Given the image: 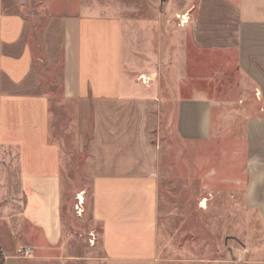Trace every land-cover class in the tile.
I'll use <instances>...</instances> for the list:
<instances>
[{"label": "crops", "instance_id": "obj_1", "mask_svg": "<svg viewBox=\"0 0 264 264\" xmlns=\"http://www.w3.org/2000/svg\"><path fill=\"white\" fill-rule=\"evenodd\" d=\"M222 1L236 19V66L253 90L242 142L244 203L264 228V0ZM25 7L0 0V143L18 154L25 231L23 239L0 236L3 264H158L161 133L165 124L184 143H208L212 101L180 98L170 115L160 87L151 84L157 74L134 73L128 63L123 20L91 6L50 11L42 55L53 69L60 65L62 98L78 104L85 133L91 119L84 169L92 178L91 220L101 226L98 257L71 255L62 193L67 147L63 138L51 139L50 92L25 16L35 10ZM89 234L94 246L95 231ZM28 246L32 254L21 255Z\"/></svg>", "mask_w": 264, "mask_h": 264}, {"label": "rangeland", "instance_id": "obj_2", "mask_svg": "<svg viewBox=\"0 0 264 264\" xmlns=\"http://www.w3.org/2000/svg\"><path fill=\"white\" fill-rule=\"evenodd\" d=\"M21 1L26 13L35 10L25 16L31 22L39 73L50 92L51 139L63 138L67 147L62 193L68 253L100 254L101 226L91 220L92 178L84 169L92 123L90 119L85 133L78 104L63 100L60 65L55 70L47 64L40 34L55 15L50 11L80 13V7L91 6L125 22L128 63L134 73L157 74L151 84L160 87L170 115L180 98L212 101L208 143H184L172 128L165 131V124L161 133L158 264H264V228L258 212L244 203L242 142L253 90L236 66V19L230 6L222 0ZM23 199L17 151L0 143V236L23 239ZM204 200L207 207H202Z\"/></svg>", "mask_w": 264, "mask_h": 264}, {"label": "built area", "instance_id": "obj_3", "mask_svg": "<svg viewBox=\"0 0 264 264\" xmlns=\"http://www.w3.org/2000/svg\"><path fill=\"white\" fill-rule=\"evenodd\" d=\"M142 81L146 82V78L143 77ZM80 203L81 204L83 203V201L81 199H80ZM91 242H93V240ZM31 254H32V248L29 246L21 250V255H23V256H30Z\"/></svg>", "mask_w": 264, "mask_h": 264}, {"label": "bare ground", "instance_id": "obj_4", "mask_svg": "<svg viewBox=\"0 0 264 264\" xmlns=\"http://www.w3.org/2000/svg\"><path fill=\"white\" fill-rule=\"evenodd\" d=\"M184 18H185L186 21L188 20L187 15L184 16ZM186 21H185V22H186ZM80 195H81V194H80ZM78 198H80V197H78ZM80 199L84 202V197H83V196H81ZM202 206H203V207H207L206 200H204V201L202 202Z\"/></svg>", "mask_w": 264, "mask_h": 264}, {"label": "trees", "instance_id": "obj_5", "mask_svg": "<svg viewBox=\"0 0 264 264\" xmlns=\"http://www.w3.org/2000/svg\"><path fill=\"white\" fill-rule=\"evenodd\" d=\"M4 263V257L2 256V254L0 253V264Z\"/></svg>", "mask_w": 264, "mask_h": 264}]
</instances>
